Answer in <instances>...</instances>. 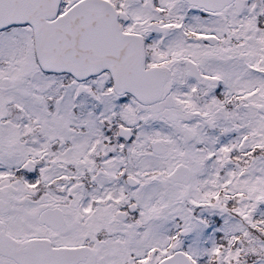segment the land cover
Instances as JSON below:
<instances>
[{"label": "snow or ice", "instance_id": "1", "mask_svg": "<svg viewBox=\"0 0 264 264\" xmlns=\"http://www.w3.org/2000/svg\"><path fill=\"white\" fill-rule=\"evenodd\" d=\"M0 264H264V0H0Z\"/></svg>", "mask_w": 264, "mask_h": 264}]
</instances>
